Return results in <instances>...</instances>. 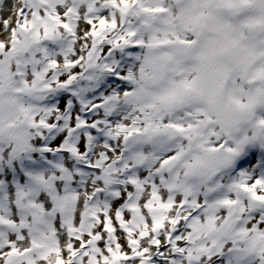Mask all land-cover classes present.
<instances>
[{"label":"snow or ice","instance_id":"1","mask_svg":"<svg viewBox=\"0 0 264 264\" xmlns=\"http://www.w3.org/2000/svg\"><path fill=\"white\" fill-rule=\"evenodd\" d=\"M101 80L66 129L40 103ZM0 149L36 186L0 264H264V0H0Z\"/></svg>","mask_w":264,"mask_h":264},{"label":"rangeland","instance_id":"2","mask_svg":"<svg viewBox=\"0 0 264 264\" xmlns=\"http://www.w3.org/2000/svg\"><path fill=\"white\" fill-rule=\"evenodd\" d=\"M80 83L81 85H83L82 87L74 85L71 89H60L54 93L46 94L45 97L40 101V103L45 107L60 109L59 115H57L55 118L58 121H61V127L65 129L68 128L71 123H74L77 114H79L82 118L84 117L85 108L81 103L82 100L87 103H95L105 94L103 92H99L97 94L96 91L99 89L100 85L104 83L103 80H101L97 84L92 85L84 84L83 81ZM61 96H68V99L61 102ZM92 115L94 116L96 114L93 113ZM69 117H72L71 121L68 119ZM62 134L65 135L67 140V136L65 133L57 131L55 136L48 137L45 141L47 145H51L53 147L51 155L46 157V159L52 160L54 168H64L65 170L70 171L73 176H75V183L69 180L63 183L64 188L71 191L80 190L81 195H83V190L86 187H91L92 182L90 178L94 177L96 173L95 171H89L85 169L83 167L85 163L84 161L77 160L75 157L66 153L56 151L55 139ZM82 137V132H74L73 136L71 137V143H78L79 139ZM63 146L64 145H61V147ZM86 147L89 148V155H91L92 158L95 159L96 150L100 148V144L89 142L88 144H86ZM2 151L3 149H0V152ZM14 161H16V157L12 156L11 153L4 152V155L0 156L1 167L7 165H9L10 167H17V164H14ZM26 167L27 165H24L22 167L23 171ZM80 172H83L84 175H77V173ZM25 177L27 181H23L21 176H18L16 178V172L14 171H0V211L4 212L0 214L18 215V213H16L15 205L16 193L19 191L21 186H23L26 190L35 189L36 187L34 182L30 179V172L25 171ZM86 181L88 182L87 185L85 183ZM41 195H43V193H41ZM34 227L40 228L41 225L37 224L34 225Z\"/></svg>","mask_w":264,"mask_h":264},{"label":"flooded vegetation","instance_id":"3","mask_svg":"<svg viewBox=\"0 0 264 264\" xmlns=\"http://www.w3.org/2000/svg\"><path fill=\"white\" fill-rule=\"evenodd\" d=\"M0 171H4V172L14 171V172H16V178L18 176H21V178L23 177V179H22L23 181H27L26 177H25V170L23 171L22 167H20L19 170H18V168L15 167V166H12V167H10L9 165L4 166V167L0 166ZM20 172H22V173H20ZM30 175H31V173H30Z\"/></svg>","mask_w":264,"mask_h":264}]
</instances>
